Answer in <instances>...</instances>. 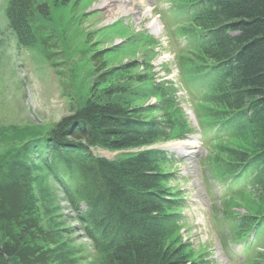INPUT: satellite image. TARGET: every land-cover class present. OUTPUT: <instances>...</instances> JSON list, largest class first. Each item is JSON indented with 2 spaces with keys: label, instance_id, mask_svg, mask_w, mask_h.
Wrapping results in <instances>:
<instances>
[{
  "label": "trees",
  "instance_id": "1",
  "mask_svg": "<svg viewBox=\"0 0 264 264\" xmlns=\"http://www.w3.org/2000/svg\"><path fill=\"white\" fill-rule=\"evenodd\" d=\"M179 2L188 23L180 28L187 56L179 61L187 65L192 82H199L189 86L192 99L201 95L204 103L200 112L196 108L198 122L204 129L215 126L206 138L214 147L211 162L231 177L230 186L247 183L264 195V0ZM5 15L18 45L27 47L36 42L32 21H48L50 12L43 0H7ZM91 61L88 96L81 102L73 97L68 114L49 131L30 132L0 155V264L56 259L54 233L28 216L36 202L39 166L50 173L102 255L99 264H196L184 246L165 244L174 224L168 212L173 199L161 186L165 175L158 167L170 157L149 148L173 129L176 135L186 133L182 121L165 114L145 116L163 113L166 95L156 85L144 86L150 82L147 63L109 67L101 52H94ZM140 66L144 72H134ZM151 95L161 102L137 104ZM235 141L242 146H233ZM91 147L133 151L111 160L95 156ZM235 220L236 239L244 249H263L251 264H264V211Z\"/></svg>",
  "mask_w": 264,
  "mask_h": 264
},
{
  "label": "rangeland",
  "instance_id": "2",
  "mask_svg": "<svg viewBox=\"0 0 264 264\" xmlns=\"http://www.w3.org/2000/svg\"><path fill=\"white\" fill-rule=\"evenodd\" d=\"M43 1L49 7V20L32 21L36 42L24 47L8 28L7 0H0V155L30 132L49 131L68 114L73 97L81 102L88 96L94 52H101L109 67L129 61L147 63L150 82L144 86L156 85L166 95L163 113L152 111L145 116L160 119L163 114L171 115L182 121L181 130L186 132L176 135L173 129L167 139L149 146L170 157L158 167L165 175L161 186L173 199L168 212L173 214L174 224L165 244L184 246L196 264H251L256 252L263 249H244L243 241L236 239L240 231L235 218L264 211V195L256 194L247 183L230 186L231 177L218 172L211 162L214 147L211 149L206 138L215 126L211 123L204 129L198 122L196 108L200 112L204 103L201 95L192 99L189 86L199 82H192L187 65L179 61L187 56V40L179 30L187 23L178 21L179 0ZM154 21L156 33L148 27ZM141 67L134 72H144ZM159 102L151 95L137 104ZM190 141L196 144L192 152L168 147ZM240 143L235 141L233 146H242ZM132 151L91 147L95 156L111 160ZM34 174L36 202L28 216L54 233L57 256L51 264H99L102 255L84 235L50 173L39 166Z\"/></svg>",
  "mask_w": 264,
  "mask_h": 264
},
{
  "label": "bare ground",
  "instance_id": "3",
  "mask_svg": "<svg viewBox=\"0 0 264 264\" xmlns=\"http://www.w3.org/2000/svg\"><path fill=\"white\" fill-rule=\"evenodd\" d=\"M109 4V3H108ZM117 4V8H118V10L120 11H122V8H120V6L118 5V3H116ZM148 27H151V30L154 32V33H156V32H158V30H157V28H155V21L154 22H151L150 24H149V26ZM194 146H196V144L193 142V141H190V142H177V143H174V144H172L171 146H168V147H170V148H172V149H175V148H178V147H184L183 149H187L186 151H185V153H188V152H192L191 150H192V147H194ZM167 147V148H168ZM188 149H190V150H188Z\"/></svg>",
  "mask_w": 264,
  "mask_h": 264
}]
</instances>
